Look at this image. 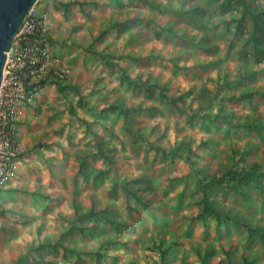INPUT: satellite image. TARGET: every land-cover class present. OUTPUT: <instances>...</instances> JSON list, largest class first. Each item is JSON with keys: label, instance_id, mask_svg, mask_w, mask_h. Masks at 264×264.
<instances>
[{"label": "rangeland", "instance_id": "obj_1", "mask_svg": "<svg viewBox=\"0 0 264 264\" xmlns=\"http://www.w3.org/2000/svg\"><path fill=\"white\" fill-rule=\"evenodd\" d=\"M92 1L79 9L87 28L57 47L74 54L67 77L27 86L15 165L49 178L42 187L18 181L16 168L0 189V264H200L205 250L206 264H264V248L247 235L248 226L264 228V191L255 181L241 194L215 188L209 197L229 217L201 220L185 161L207 173L257 164L264 189V13L250 37L236 0ZM246 3L264 11V0ZM68 78L75 83L63 85ZM73 203L106 213L75 220ZM74 220L82 232L67 230Z\"/></svg>", "mask_w": 264, "mask_h": 264}, {"label": "built area", "instance_id": "obj_2", "mask_svg": "<svg viewBox=\"0 0 264 264\" xmlns=\"http://www.w3.org/2000/svg\"><path fill=\"white\" fill-rule=\"evenodd\" d=\"M31 7L24 16L6 53L0 82V189L15 173V160L22 151L17 138V118L27 98V86L34 79L50 74L61 81L68 67L49 53L48 27Z\"/></svg>", "mask_w": 264, "mask_h": 264}, {"label": "trees", "instance_id": "obj_3", "mask_svg": "<svg viewBox=\"0 0 264 264\" xmlns=\"http://www.w3.org/2000/svg\"><path fill=\"white\" fill-rule=\"evenodd\" d=\"M237 3L242 8V14L249 15L251 19L252 28L250 30L249 36L252 37L254 34V28L257 23V18L260 14H263L264 11H253L250 8H248L246 0H236ZM94 53V52H92ZM106 63V62H105ZM107 64V63H106ZM51 79V78H50ZM52 83L58 82L56 79H51ZM77 91V90H76ZM79 101V100H78ZM113 109H118V111L123 115V117H126V110L121 108L120 105H111L110 106ZM70 113L72 115H76L73 110L70 109ZM249 125V124H247ZM253 126V125H251ZM255 130L259 133H263L255 127ZM126 131L131 134H135L138 138H143V134L138 132L137 130H132L130 128L126 127ZM203 145L206 144V142H201ZM186 149L190 150L189 144H185ZM153 148L155 150L161 151L164 155H169L171 153V149L168 148V150L159 147L157 145H153ZM97 151L98 148H97ZM101 155L103 153L99 151ZM107 157V156H106ZM188 161L190 168L192 169L193 173L195 174V185L199 192V197L197 199V203L200 205L199 210V218L203 220L205 218V215H212L216 221L219 220L220 217L228 218L229 216L225 214V212L216 206L214 201L209 197V192L215 188H222L226 190H230L233 193L241 194L242 191L239 189L242 185H248L250 181H255V186L258 187V191L261 193L264 191V189L259 186V177H260V171L258 170L257 164H252L249 166L247 170H238L234 168H226L222 172L216 173L211 172L207 173L206 168H201L197 165L195 160H185ZM104 172L103 168H99L95 174L94 177L101 175ZM125 193L131 194L137 202L140 201V203H147L146 200H143L140 196H137L135 194L134 190L131 186L123 185L121 187ZM126 209L128 210H134L135 208H132L128 203L126 204ZM73 210L75 214V220L77 219H85L89 217H96L100 215H104L106 213V207L103 208H95L94 203H91L90 206L85 209V211H80L76 204L73 203ZM230 219V218H229ZM75 220L69 223V226L67 227V230H77L79 232H82L85 228L79 225L75 224ZM247 235L248 236H255L260 245L264 248V228L258 227V226H248L247 227ZM210 254V250H205L203 254L200 256V264H206V257ZM101 254L95 253L96 259L99 258ZM184 264V263H183ZM242 264H251L249 260H246L245 258L242 259Z\"/></svg>", "mask_w": 264, "mask_h": 264}, {"label": "crops", "instance_id": "obj_4", "mask_svg": "<svg viewBox=\"0 0 264 264\" xmlns=\"http://www.w3.org/2000/svg\"><path fill=\"white\" fill-rule=\"evenodd\" d=\"M85 2L92 3L93 1L92 0H45L42 3L41 8L38 9V13L43 14L42 16L44 18V21L47 23L48 38L50 42V44L48 45L49 53L52 57L62 59L63 60L62 62L64 64L65 61H67L70 64L74 60V54L72 53L71 48L70 50L64 49L68 47H60V49H57L58 44L61 43L62 40H63L62 43L63 45L65 44L64 43L65 40L70 41L71 39H73L76 36L75 33H77L78 29H82L84 31V29L87 28L86 25L82 27V22L84 18L81 11ZM79 9H81V11ZM69 41L67 42L70 43ZM69 82L73 83L69 79L68 82L65 81V83L67 84H63V85L67 86L69 85L68 84ZM65 86H64V90L68 91L67 90L68 87ZM33 93L36 97H38V100L40 101L41 92L37 89ZM56 106L57 105H53V107ZM17 126L18 127L20 126L21 128L20 124L19 125L17 124ZM16 168L18 170L16 173V179H18V181H23L25 177H28L27 179H29L28 180L29 184H38L39 187H42V185L48 182L47 179L49 178V173L45 168H41L39 176L36 174L27 176L26 171L23 173V162L21 161L18 162V164H16ZM33 190H38V189H34L33 187ZM0 193H2L1 190ZM5 197L6 194L4 193L0 195V217H3V213L6 210V208L4 207L5 201L3 200ZM1 229H3L2 224H0V232L3 231Z\"/></svg>", "mask_w": 264, "mask_h": 264}, {"label": "water", "instance_id": "obj_5", "mask_svg": "<svg viewBox=\"0 0 264 264\" xmlns=\"http://www.w3.org/2000/svg\"><path fill=\"white\" fill-rule=\"evenodd\" d=\"M36 0H0V82L6 53L28 10Z\"/></svg>", "mask_w": 264, "mask_h": 264}]
</instances>
